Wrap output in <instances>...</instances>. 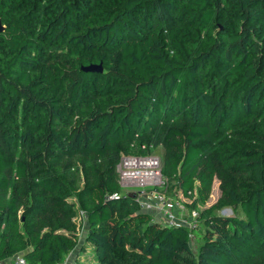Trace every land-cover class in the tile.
Listing matches in <instances>:
<instances>
[{"label": "trees", "instance_id": "1", "mask_svg": "<svg viewBox=\"0 0 264 264\" xmlns=\"http://www.w3.org/2000/svg\"><path fill=\"white\" fill-rule=\"evenodd\" d=\"M0 23V264H264V0H0ZM152 151L195 252L119 193Z\"/></svg>", "mask_w": 264, "mask_h": 264}, {"label": "built area", "instance_id": "2", "mask_svg": "<svg viewBox=\"0 0 264 264\" xmlns=\"http://www.w3.org/2000/svg\"><path fill=\"white\" fill-rule=\"evenodd\" d=\"M159 159L155 156H138V155H121L116 165L118 177V185L121 188L138 186L140 189L134 191V199L139 210L150 214L152 220L159 222L162 225H182L189 229L196 226V211L188 210L184 204L175 202V209L172 208V203L168 202V198L157 189L161 184L162 178L159 173ZM127 190L124 193L129 195ZM119 195V194H118ZM113 193L110 198L118 196ZM182 198V196L180 195ZM85 213L83 210H78L75 217L78 223V234L85 227ZM79 236V235H78ZM192 234H189V239ZM75 253L69 252L64 259L58 264H76L74 258ZM5 264H27L21 255H17Z\"/></svg>", "mask_w": 264, "mask_h": 264}, {"label": "rangeland", "instance_id": "3", "mask_svg": "<svg viewBox=\"0 0 264 264\" xmlns=\"http://www.w3.org/2000/svg\"><path fill=\"white\" fill-rule=\"evenodd\" d=\"M131 155H133V154H131ZM146 156H155V157L159 158V152L158 151H152ZM169 184L170 183L168 181L162 179L161 184L157 188H158V190H160V192L162 194H164L165 197H168L169 199H171V201L168 200L169 203L177 202V203H180L182 205L184 204V207L186 208V206H185V202H187L186 198H184V197L181 198L180 194L178 192H175V191H174L175 195H173V196L169 195L170 194V191H169V188H168ZM139 189H140V187H138V186H132V187H128V188H121V193H124L127 190V192H129L128 194L130 196H132V194H134V191H138ZM217 197H218L217 180L213 179L212 185H211L210 195H209V198H208L205 206H208V205L212 204L216 200ZM72 200H75V199L72 198ZM214 213L217 214V215H221V216H231L232 215V210L229 207H221V208L215 209ZM194 229H195L194 230V234L196 233L198 237L195 238L194 234H192V236L189 239L190 248H191V250L193 252L196 251L198 242L201 240L200 239L201 227H198L196 225ZM85 230H86V228L84 227L83 229L80 230V232L78 234L80 241L83 240ZM73 253H75L73 259L75 260L76 264H92V263H90V262H88L86 260V258L84 257L85 255H82V254L78 255L77 251L73 252ZM84 254H86V255L90 254L89 250L86 251V253H84Z\"/></svg>", "mask_w": 264, "mask_h": 264}, {"label": "water", "instance_id": "4", "mask_svg": "<svg viewBox=\"0 0 264 264\" xmlns=\"http://www.w3.org/2000/svg\"><path fill=\"white\" fill-rule=\"evenodd\" d=\"M3 30V25L0 23V32ZM83 70L85 71H93V72H99L101 70L100 64H88L85 67H83ZM134 194H132L133 196Z\"/></svg>", "mask_w": 264, "mask_h": 264}, {"label": "crops", "instance_id": "5", "mask_svg": "<svg viewBox=\"0 0 264 264\" xmlns=\"http://www.w3.org/2000/svg\"><path fill=\"white\" fill-rule=\"evenodd\" d=\"M167 198H168V197H167ZM168 200L171 201V199H169V198H168ZM174 203H175V202H174ZM174 203H172V208H173V209H175V205H174ZM85 228H86V225H85Z\"/></svg>", "mask_w": 264, "mask_h": 264}]
</instances>
